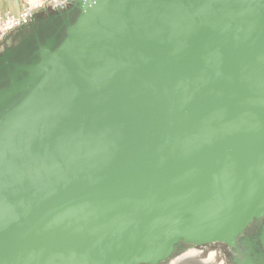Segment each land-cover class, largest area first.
Returning <instances> with one entry per match:
<instances>
[{
    "label": "water",
    "instance_id": "obj_1",
    "mask_svg": "<svg viewBox=\"0 0 264 264\" xmlns=\"http://www.w3.org/2000/svg\"><path fill=\"white\" fill-rule=\"evenodd\" d=\"M72 3L0 90V264L233 245L264 217V0Z\"/></svg>",
    "mask_w": 264,
    "mask_h": 264
},
{
    "label": "flooded vegetation",
    "instance_id": "obj_2",
    "mask_svg": "<svg viewBox=\"0 0 264 264\" xmlns=\"http://www.w3.org/2000/svg\"><path fill=\"white\" fill-rule=\"evenodd\" d=\"M72 9L73 3L65 9L41 12L29 25L3 39L0 43V90L10 88V74L18 67H28L38 61L37 52L41 46L51 40L63 41L67 28L78 16L77 10L68 14ZM263 233L264 217L255 220L233 245L213 243L192 246L182 243L175 247L168 260L160 264H169L193 252H198L199 259L205 264H264Z\"/></svg>",
    "mask_w": 264,
    "mask_h": 264
},
{
    "label": "built area",
    "instance_id": "obj_3",
    "mask_svg": "<svg viewBox=\"0 0 264 264\" xmlns=\"http://www.w3.org/2000/svg\"><path fill=\"white\" fill-rule=\"evenodd\" d=\"M74 0H20L18 13L0 10V43L13 30L29 25L40 12L65 9Z\"/></svg>",
    "mask_w": 264,
    "mask_h": 264
},
{
    "label": "crops",
    "instance_id": "obj_4",
    "mask_svg": "<svg viewBox=\"0 0 264 264\" xmlns=\"http://www.w3.org/2000/svg\"><path fill=\"white\" fill-rule=\"evenodd\" d=\"M0 10L18 13L21 10L20 0H0Z\"/></svg>",
    "mask_w": 264,
    "mask_h": 264
},
{
    "label": "rangeland",
    "instance_id": "obj_5",
    "mask_svg": "<svg viewBox=\"0 0 264 264\" xmlns=\"http://www.w3.org/2000/svg\"><path fill=\"white\" fill-rule=\"evenodd\" d=\"M19 31V29H17V30H15V31H13L12 33H16V32H18Z\"/></svg>",
    "mask_w": 264,
    "mask_h": 264
}]
</instances>
